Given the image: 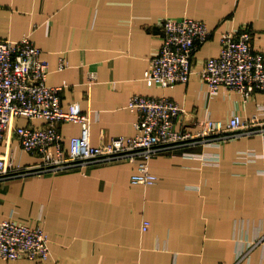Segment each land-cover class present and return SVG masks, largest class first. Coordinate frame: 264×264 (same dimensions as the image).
<instances>
[{"label": "crops", "instance_id": "1", "mask_svg": "<svg viewBox=\"0 0 264 264\" xmlns=\"http://www.w3.org/2000/svg\"><path fill=\"white\" fill-rule=\"evenodd\" d=\"M184 16L212 31L195 72L174 87L149 85L144 73L159 51L162 21ZM245 25L264 45V0H0V37L28 36L43 49L48 84L65 85V107L77 101L91 112L95 145L137 132L134 94L173 98L185 109L178 127L193 131L208 116L256 114L263 92L221 88L209 97L200 74L219 54L222 34ZM58 127L67 146L81 134L74 121ZM218 141L157 153L149 164L159 179L148 185L132 181L140 158L0 179V222L41 225L51 249L47 260L0 264H264V133ZM7 151L16 166L41 161L17 138L9 148L0 142V155Z\"/></svg>", "mask_w": 264, "mask_h": 264}, {"label": "built area", "instance_id": "2", "mask_svg": "<svg viewBox=\"0 0 264 264\" xmlns=\"http://www.w3.org/2000/svg\"><path fill=\"white\" fill-rule=\"evenodd\" d=\"M161 35L159 51L145 70L144 79L149 85L164 88L189 82L195 72V54L210 39L211 29L201 19L167 17L161 23ZM257 36L258 32L249 25L222 34L219 54L209 57L200 71L209 97L221 88L238 91L245 97L264 93V45H256ZM49 67L43 49L30 37H0V142L9 148L17 138L24 150L37 154L41 160L25 168L16 166L7 151L0 155V179L140 158L132 181L148 185L159 179L149 164L157 153L264 133V102L250 118L234 114L224 122L208 116L193 131L178 127L185 109L173 98L134 94L129 108L137 114V132L95 145L91 141V112H84L77 101L67 107L62 104L65 85L48 84ZM18 118L28 119V124H18ZM38 119L44 123L33 122ZM65 121L81 126V134L72 136L69 146L58 127ZM149 226L150 221L145 219L143 229ZM50 255L49 237L41 225L31 227L12 218L0 222V258L47 260Z\"/></svg>", "mask_w": 264, "mask_h": 264}]
</instances>
